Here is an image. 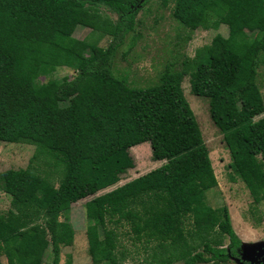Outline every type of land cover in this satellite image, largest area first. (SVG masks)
<instances>
[{"label": "trees", "instance_id": "trees-1", "mask_svg": "<svg viewBox=\"0 0 264 264\" xmlns=\"http://www.w3.org/2000/svg\"><path fill=\"white\" fill-rule=\"evenodd\" d=\"M149 1L0 0V142L34 146L33 158L52 168L0 173L11 198L0 215L6 264L45 257L60 264L74 237L67 206L86 198L87 213L102 228L101 238L87 239L91 264H122L116 249L123 222L137 240L169 250L158 264L242 262L227 207L206 203L217 180L181 81L188 76L191 93L208 99L229 170L264 203V103L256 85L264 62V0H157L163 7L172 1L171 15L183 28L223 25L227 35L216 34L180 71L167 67L155 85L134 88L115 76L113 64ZM70 22L109 37L108 45L86 41L87 51L79 48L59 33ZM60 67L73 76L53 79ZM142 143L162 165L98 194L133 169L129 149ZM65 264H72L70 256Z\"/></svg>", "mask_w": 264, "mask_h": 264}, {"label": "rangeland", "instance_id": "rangeland-1", "mask_svg": "<svg viewBox=\"0 0 264 264\" xmlns=\"http://www.w3.org/2000/svg\"><path fill=\"white\" fill-rule=\"evenodd\" d=\"M172 1L163 7L159 1L151 0L137 15V24L132 34L128 35L125 44L118 50L114 59L115 76L125 77L128 84L134 88H148L158 82L167 67L172 71H180L183 62L193 58L196 51L210 44L216 34L227 35L226 27L221 25L217 30L199 28L193 32L183 28L172 17ZM101 13L116 19L114 14L101 10ZM262 28H264L262 26ZM61 35L71 36L76 45L87 51L86 41L96 42L105 48L110 38H99L91 29L78 24L65 23L59 30ZM69 68H57L53 79L73 76ZM51 78V79H52ZM47 78L41 77L39 82L44 84ZM256 85L264 103V62L257 68ZM183 95L193 111L202 139L209 151L217 187L206 192L208 206L218 209L227 207L232 221V228L237 237L245 245L264 246V203H256L244 183L233 176L228 168L229 152L222 135L209 116L208 99L191 93L189 77L181 81ZM264 116V114L262 115ZM35 147L27 144L0 142V173L8 169H36L41 174L51 171L43 162L34 159ZM134 160V167L120 176L119 182L98 194L108 192L128 181L158 168L163 162L153 159L149 143H142L137 148L129 149ZM233 177V180L231 179ZM10 196L4 193L0 183V215H5L10 208ZM82 199L67 206V216L74 231L73 243L62 248L60 264H65L70 256L72 264H91L87 253V239L93 234L102 237V228L93 222L94 213L88 214ZM189 225L187 224V228ZM119 242L116 253L122 258V264H158L160 259L168 258L169 250L160 249L158 242L137 240L129 223L123 222L118 229ZM228 244L225 238L224 245ZM264 257L261 258V260ZM1 264H6L4 251L0 243ZM45 257L33 264H48ZM264 263V262H263ZM226 264H242L231 259Z\"/></svg>", "mask_w": 264, "mask_h": 264}, {"label": "water", "instance_id": "water-1", "mask_svg": "<svg viewBox=\"0 0 264 264\" xmlns=\"http://www.w3.org/2000/svg\"><path fill=\"white\" fill-rule=\"evenodd\" d=\"M264 246L245 245L242 242L241 261L242 264H264ZM239 261V260H237ZM246 262V263H244Z\"/></svg>", "mask_w": 264, "mask_h": 264}, {"label": "crops", "instance_id": "crops-1", "mask_svg": "<svg viewBox=\"0 0 264 264\" xmlns=\"http://www.w3.org/2000/svg\"><path fill=\"white\" fill-rule=\"evenodd\" d=\"M140 146V145H139ZM139 146H136L135 148L139 147ZM130 170V169H129ZM128 171V170H127Z\"/></svg>", "mask_w": 264, "mask_h": 264}, {"label": "bare ground", "instance_id": "bare-ground-1", "mask_svg": "<svg viewBox=\"0 0 264 264\" xmlns=\"http://www.w3.org/2000/svg\"><path fill=\"white\" fill-rule=\"evenodd\" d=\"M245 243V242H244Z\"/></svg>", "mask_w": 264, "mask_h": 264}]
</instances>
